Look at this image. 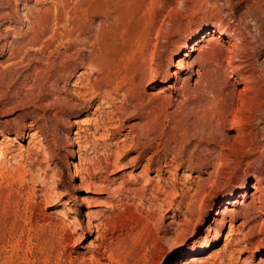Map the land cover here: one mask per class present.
Instances as JSON below:
<instances>
[{"label": "rangeland", "instance_id": "1", "mask_svg": "<svg viewBox=\"0 0 264 264\" xmlns=\"http://www.w3.org/2000/svg\"><path fill=\"white\" fill-rule=\"evenodd\" d=\"M226 1L96 0L93 14V0H0V264L264 260V105L237 126L233 115L209 110L210 96L194 88L195 77L186 90H170L176 62L206 30L225 46L233 27L259 33L258 14L242 0ZM102 11L123 18L132 48L123 58L127 72L121 70L108 98L94 88L99 74L86 65ZM57 12L65 27L56 26ZM45 17V35L25 46L33 36L29 23ZM76 19L84 34H74L80 39L69 51L72 42L59 34ZM153 43L159 45L156 76L134 88L130 81L140 68L127 63ZM257 47L250 63L264 73V49ZM197 55L187 58L182 81L198 68ZM77 136L85 141L82 152ZM85 172L91 188L79 186ZM212 185L226 198L194 215L192 198ZM238 190L242 200L235 198ZM60 193L63 200L44 217L43 200ZM83 196L90 201L82 203ZM86 205L93 206L96 224L108 226L105 243L113 253L93 251L96 231L90 234L85 222Z\"/></svg>", "mask_w": 264, "mask_h": 264}, {"label": "bare ground", "instance_id": "2", "mask_svg": "<svg viewBox=\"0 0 264 264\" xmlns=\"http://www.w3.org/2000/svg\"><path fill=\"white\" fill-rule=\"evenodd\" d=\"M242 1L247 8H249L251 11L259 15V17L255 15L256 18L254 19L255 22L258 24L256 30L259 31V33L258 34L255 33V35L250 36L249 33H244V30L248 31L246 30L247 27L245 28L233 27L231 29V34H230L232 41L228 42V44L225 46L219 41L218 37L214 36L215 34L214 31L206 30L203 34H201V36L193 40L192 44H190V46L188 47L189 52L186 51L183 54L184 58L176 62L177 70L174 73H172V77L174 78V84L170 86V90H174V92L176 93L179 91H184L189 87V82L193 79V77H195V79L193 80L194 88H197L198 90L210 96V100L207 103L209 110L214 111L218 114L227 113L229 115H233L235 121L234 123L237 126H239L244 119H250L254 117V115L258 112V110H260L261 107L264 105V101H263L264 73L256 72L252 67L253 65L250 63V60H252V56L255 54L256 51H258L255 50V46H259L264 49V0H242ZM95 2L96 0H93V14H96L95 4H94ZM226 2L228 5L231 4V0H227ZM82 8L81 9L79 8L80 11L82 10ZM101 14L104 16L105 20L99 21L96 27H94L95 29L93 28V38L90 39L87 38L89 42L91 40V43L93 44L92 46L93 61L89 60L86 65H88L90 68L93 67V74H99V78L96 77L94 79L96 80V82L93 86L96 90L100 92L102 91L103 95L107 97L113 94L112 92L113 83L117 80L118 77L121 78V76L118 75L121 73V70L127 67V66L125 67L126 64L123 63L124 61L123 58L125 57L126 53L132 51V48L130 45L131 42L129 41L131 36L128 35L127 28L125 29L124 27V23H123L124 20H122L123 18L117 14H116L117 16L113 15L112 12L108 14L113 16L106 15V11ZM76 17L79 18L80 16L78 15ZM45 18H46L45 20H42L44 18H41L42 21L38 19L39 21L37 20L35 22L29 23L31 30L33 32V36L31 37V39L26 41L25 46L36 45L38 40L45 35V33L48 30L47 23L49 21L47 17ZM54 21L56 26L66 24L65 23L66 21L62 18L60 12L57 15H55ZM218 23L220 25L222 24L221 22ZM67 24L70 28V31L68 30L69 32L65 31L63 32V34H59L56 31V29H54L52 30L51 33L53 37L54 36L56 37V35L59 34L60 40L65 39L67 41L72 42L67 47V49L70 51L71 46L74 44V42H76L78 38L80 39V37H82L81 33H83L84 30L82 29V25L80 24V21H77V19L74 21H69ZM74 34L77 35L79 34L80 37L75 36ZM128 36H130V38ZM84 39H83L84 42L88 41V40L85 41ZM81 42L82 41H80V43ZM149 46L150 45L148 44L146 49H144L145 55H141L142 56L141 59L136 58L138 59L136 60L135 57H132L130 62H128V60H125L128 62L126 63L129 64L130 66L133 67L134 65H136L135 68L137 67L140 68L139 70H137L138 68L134 69L133 67L134 70L139 71V73L135 76V78L133 77L132 81H130L132 87L134 88L136 86L144 87V85H146L147 83L152 82L156 76L157 68L160 66L159 64H157V59H155L156 56H158L157 55L159 50L158 43H153L151 45V49L149 50L150 52L148 51ZM44 47L48 48L49 44L45 45ZM195 52H198V55L194 60V62L198 64V68L190 70L191 72L188 75L187 79L182 81L181 79L182 75L185 74L187 68L190 66L189 65L187 67L189 63L187 61V58L189 57L190 53H195ZM136 61H140V62H136ZM137 71H131V74L132 72H137ZM126 72L127 71H124L125 74ZM125 79L127 78H124V81ZM168 81L169 80H166L162 82V84L168 85L167 84ZM125 82L128 83L129 81L127 80ZM178 83H181L180 88L177 87ZM229 86L233 87L234 90L228 91ZM129 87L131 88V86ZM153 88H156V85ZM164 88L166 90L169 89L167 87ZM129 91H131V89ZM93 94H95V91L93 92ZM96 94L95 96H97ZM98 95L100 96L99 92ZM103 95H101V97ZM76 135L77 134H75V136ZM26 136L32 137V134L28 133L26 134ZM80 137L81 136H77L75 143L78 148V151L82 152L84 149L85 141L82 140ZM81 152L78 155V162L80 164L82 163V161H84V157L82 156L83 154ZM81 174H83L84 176H81L79 186L82 185L91 188V185H93L94 183L91 182V179L86 176V172ZM252 188L256 190L255 187ZM64 196H65L64 194L62 195L60 193V195H57L56 198L50 199L47 197L45 200H43L44 202L42 207L43 216L48 218L49 214L47 213V211L49 209L51 210L53 206H56L59 203V201L63 200ZM86 198L84 196L81 198L82 203H84V201L87 200ZM225 198H226V193L223 190V188L218 185H212L206 188L199 195L192 198L191 200L192 202L191 205L193 208L192 213L198 216L209 204L216 201L222 202ZM235 198H237L238 200L239 199L242 200L243 198H245V193L243 191L236 192ZM235 203L236 201L233 202L232 204ZM63 204L65 206V209H63L65 215H68V213L71 212V209L69 208V206H67V204L65 203ZM83 215L85 218V222L88 228L90 229V234L93 231H96V237L94 243L92 244L93 251L100 252L99 250L103 249L105 252L107 251V253H113L111 245L105 243L108 236V232H107L108 226H106V224H104L103 221H100L98 222V224H96L99 218L94 216L95 212L93 211V206L86 205V211H84ZM73 221L77 222V218H74ZM73 230L75 231V228H73ZM78 238L76 240H79ZM259 263L264 264V260L260 259Z\"/></svg>", "mask_w": 264, "mask_h": 264}]
</instances>
